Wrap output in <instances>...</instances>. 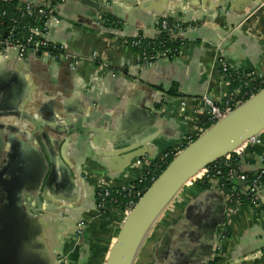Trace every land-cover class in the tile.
<instances>
[{
  "label": "crops",
  "instance_id": "crops-1",
  "mask_svg": "<svg viewBox=\"0 0 264 264\" xmlns=\"http://www.w3.org/2000/svg\"><path fill=\"white\" fill-rule=\"evenodd\" d=\"M107 1L118 29L76 1L53 2L57 23L45 37L64 61L17 60L13 49L0 60V264H106L125 215L97 210L99 185L130 187L184 149L206 126L202 99L221 104L234 93L221 64L264 76V0ZM161 18L181 20L183 45L173 60L141 67L129 40L152 37ZM257 140L239 173L264 169V133ZM263 244L264 216L187 183L132 264H264Z\"/></svg>",
  "mask_w": 264,
  "mask_h": 264
},
{
  "label": "water",
  "instance_id": "water-1",
  "mask_svg": "<svg viewBox=\"0 0 264 264\" xmlns=\"http://www.w3.org/2000/svg\"><path fill=\"white\" fill-rule=\"evenodd\" d=\"M0 1L16 2L19 8L26 4H31L50 11L53 16H56L52 7L53 2L62 4L66 1H76L98 14L100 18L103 13H109V2L107 0H46L47 4H40L37 0ZM176 22H181V20H174V23ZM99 26L102 27L101 24ZM181 32H171V35L177 36ZM155 35L157 33L155 34L154 32L152 37ZM6 37L7 33L3 35V39ZM4 54V52L0 53V60L5 58ZM35 57H41V54L38 53ZM64 60V54L60 51V57L57 62ZM46 61L51 64L57 63L52 62L50 59H46ZM262 133H264V87L244 101L224 119L205 130L175 155L162 173L146 189L133 209L124 216L117 228L116 238L110 247L106 264H132L153 221L179 190L185 184L190 183L203 170L233 153L246 141ZM238 175L239 172L236 173V176ZM239 185L243 187L244 191H248L247 183L239 180L236 181L234 191H238ZM260 192L259 200L264 208V199L262 197L264 190L261 189ZM15 198L17 199L18 196ZM260 215L264 216V211ZM1 226H3L2 230L15 229L12 225L6 223ZM73 238L79 242L83 241L82 235H73ZM262 248H264V244Z\"/></svg>",
  "mask_w": 264,
  "mask_h": 264
},
{
  "label": "built area",
  "instance_id": "built-area-1",
  "mask_svg": "<svg viewBox=\"0 0 264 264\" xmlns=\"http://www.w3.org/2000/svg\"><path fill=\"white\" fill-rule=\"evenodd\" d=\"M100 1V0H96ZM24 14L30 18L35 19V21H42L43 22V29L40 30L38 27H32L29 29V34L25 38L23 42L19 41L18 39H15L14 36L10 32L7 33V37L0 41V53L4 52V56L6 57V54L9 49H13L16 51V59H24L28 56H36L38 53L41 54L42 57H45L46 59H50L52 62H57L59 57L52 54L48 50H57L61 51L60 48L54 46L53 44L49 43L47 40L46 32L49 27V24L52 22L57 23V19L55 16L51 14L50 11L37 7L31 4H26L23 6ZM160 21V30H156L155 34L163 32H180L181 22H176L174 25H169L167 19L162 18ZM158 21V22H159ZM136 36L135 38H137ZM144 37H149L144 35ZM140 44L139 42H132V46L135 47ZM183 45V44H182ZM169 54V50H165L164 52L159 53L155 58L148 59L145 57V54L141 57V60L143 61V64L140 65L141 67H149L154 64V62L159 58L168 59L167 55ZM139 57V56H138ZM140 59V58H139ZM156 59V60H155ZM155 60L154 62H152ZM221 71L223 78L231 84L232 81L230 79H226L228 76V72L230 69L225 65L221 64ZM235 74V73H234ZM234 79L238 84H240V87L234 90V93H237V97L234 93L229 94L228 97L225 98V100L220 103H215L213 100H210L208 98L202 99V105L203 108H205L206 111V126H203L197 130V132L188 140V143H191L194 141L198 136H200L205 130H207L209 127L213 126L218 121L224 119L227 115H229L234 109H236L239 105H241L244 102V98L249 99L251 96L256 94L259 90H261L264 87V76L257 75L253 76V79H246L241 77L239 74L234 75ZM245 89V90H244ZM243 90V91H242ZM242 95L243 98H238V95ZM243 100V101H242ZM257 137H254L248 141H246L242 146H240L238 149H236L233 153L230 155H227L220 159L219 161L215 162L214 166L210 168V166L203 170L198 176H196L190 183H196L197 181H200L202 179H207L209 187L213 186L218 188L220 191H222L226 196L227 203L231 206L232 203L235 204V206L239 205L238 202H234V195L233 194H226L223 191V184L219 182L218 179L211 176L212 172H214L215 176L220 175L219 168H225L227 169V175L228 179H234L246 182L247 181V174H241L239 173L238 176H236V173L239 171H235V166L238 163L239 158L241 157L242 153L253 147L256 143H258ZM176 153H166L164 154L160 159L153 161L149 164L148 172L145 173L141 179L134 185L122 188V189H109L105 185H99L97 195H96V206L97 210L100 213H103L107 206L114 205L119 208H123V213L126 216L130 210L133 209V207L136 205L137 201L141 198L143 193L146 190H142L140 187L143 183H149L150 185L156 180V178L162 173V171L165 169V167L169 164V159L174 158ZM137 165H140V162H137ZM213 165V164H212ZM264 175V169L262 170L260 175H257L252 182L248 186V191L245 193L249 198V207L253 210L260 209L261 203L259 200V194L261 193V189L264 190V185L261 182V178H263ZM264 211V210H263ZM262 211V212H263ZM83 224L80 223L79 227H81ZM264 254V249L263 252Z\"/></svg>",
  "mask_w": 264,
  "mask_h": 264
},
{
  "label": "trees",
  "instance_id": "trees-1",
  "mask_svg": "<svg viewBox=\"0 0 264 264\" xmlns=\"http://www.w3.org/2000/svg\"><path fill=\"white\" fill-rule=\"evenodd\" d=\"M169 25H174L173 20H167ZM103 29H118L121 26V22L114 18L111 14L105 12L101 15V21H100ZM32 27H38L40 30L43 29V22L42 21H35V19L30 18L24 14L23 7L19 8L16 2H2L0 1V41L3 40V35L5 33L10 32L12 36H14L15 39H18L19 41L23 42L27 35L29 34V29ZM181 31L184 30L185 25L182 23L180 24ZM156 30H160V21L156 23ZM182 38L177 35H171V32H163L155 35L154 37H144V35L141 33L138 35L137 38H133L129 40V47L139 56V64L142 65L143 61L141 60V57L143 54H145V57L148 59L155 58L159 53L164 52L165 50H169V54L167 55V58L169 60H173L179 53L180 48L182 47L183 40ZM140 44L133 47L132 42H139ZM52 54L59 57L60 51L57 50H48ZM156 60V59H155ZM153 60L152 62H154ZM228 76L226 79H230L232 81L231 89H237L240 87V84L235 81L234 79V73L232 71L228 72ZM245 90V89H244ZM243 91V90H242ZM244 101L247 100V98L243 99ZM242 100V101H243ZM172 160V158L169 159V162ZM239 162L238 160L237 165L234 167L235 171H239ZM216 164V163H215ZM215 164L211 165L210 168H212ZM220 171L219 176H215L214 172H212L211 176L215 177L219 180L220 183H222L223 191L226 194H233L234 196V202H238L239 204L243 206L249 207V198L245 194L247 191H234V185L235 180L234 179H228L227 175V169L225 168H219ZM262 170L247 173V185L252 182V180L257 176L260 175ZM261 182L264 185V175L263 178H261ZM197 186L201 187V189H208L209 184L207 179H202L200 181L196 182ZM150 186L149 183H143L140 185L142 190H146ZM232 207H235V204L232 203ZM120 209L123 210L121 207ZM264 210L263 207L260 209L255 210L256 214H261ZM123 220V219H122ZM122 222V221H121Z\"/></svg>",
  "mask_w": 264,
  "mask_h": 264
},
{
  "label": "bare ground",
  "instance_id": "bare-ground-1",
  "mask_svg": "<svg viewBox=\"0 0 264 264\" xmlns=\"http://www.w3.org/2000/svg\"><path fill=\"white\" fill-rule=\"evenodd\" d=\"M188 144H189V143H188ZM188 144H187V145H188ZM185 147H186V146H185Z\"/></svg>",
  "mask_w": 264,
  "mask_h": 264
}]
</instances>
